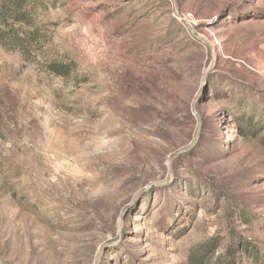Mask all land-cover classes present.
I'll use <instances>...</instances> for the list:
<instances>
[{"label": "rangeland", "instance_id": "obj_1", "mask_svg": "<svg viewBox=\"0 0 264 264\" xmlns=\"http://www.w3.org/2000/svg\"><path fill=\"white\" fill-rule=\"evenodd\" d=\"M26 16L38 56L0 44V264H190L213 240L202 264H264V0Z\"/></svg>", "mask_w": 264, "mask_h": 264}, {"label": "trees", "instance_id": "obj_2", "mask_svg": "<svg viewBox=\"0 0 264 264\" xmlns=\"http://www.w3.org/2000/svg\"><path fill=\"white\" fill-rule=\"evenodd\" d=\"M30 0H0V44L7 50L18 51L25 59L30 61L38 56L37 50L42 45L38 31L27 21ZM28 28V30H26ZM48 70L55 75H66L71 71V65L67 63L51 62L47 64ZM216 240L205 243L202 250L189 257L190 264H202V257L211 256ZM254 257L257 252L251 249ZM231 250L227 251V255ZM208 264V263H205ZM224 264H232L226 261Z\"/></svg>", "mask_w": 264, "mask_h": 264}, {"label": "built area", "instance_id": "obj_3", "mask_svg": "<svg viewBox=\"0 0 264 264\" xmlns=\"http://www.w3.org/2000/svg\"><path fill=\"white\" fill-rule=\"evenodd\" d=\"M176 17L179 21H183L184 23L190 25L193 28V25L196 26L198 23L195 21L194 17L190 13H177L176 12ZM194 30V29H193ZM210 37V44L211 47L214 48L215 50L220 49V41L218 40L217 37L211 36Z\"/></svg>", "mask_w": 264, "mask_h": 264}, {"label": "water", "instance_id": "obj_4", "mask_svg": "<svg viewBox=\"0 0 264 264\" xmlns=\"http://www.w3.org/2000/svg\"><path fill=\"white\" fill-rule=\"evenodd\" d=\"M190 30L194 32V30L189 26Z\"/></svg>", "mask_w": 264, "mask_h": 264}, {"label": "bare ground", "instance_id": "obj_5", "mask_svg": "<svg viewBox=\"0 0 264 264\" xmlns=\"http://www.w3.org/2000/svg\"><path fill=\"white\" fill-rule=\"evenodd\" d=\"M26 155V154H25ZM26 170V169H25ZM29 178V177H28ZM67 179V178H66ZM2 230V229H1Z\"/></svg>", "mask_w": 264, "mask_h": 264}]
</instances>
